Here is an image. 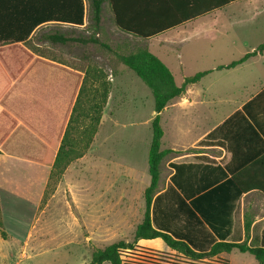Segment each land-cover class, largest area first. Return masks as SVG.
<instances>
[{"label": "crops", "instance_id": "crops-1", "mask_svg": "<svg viewBox=\"0 0 264 264\" xmlns=\"http://www.w3.org/2000/svg\"><path fill=\"white\" fill-rule=\"evenodd\" d=\"M73 2L77 3L76 0L15 1L13 6L20 9L19 21L42 22V25L27 41L0 46V175L4 168L12 173L18 164H38L46 168L40 178L43 183L41 196L45 194L52 171L45 164L49 149L54 142L60 143L65 135L87 72H90L89 82L92 83L96 81L98 70L89 61L92 56L83 54L85 44L53 42L48 38L52 34L85 37L69 34L68 30L82 32L90 20L88 15L85 24L79 25L56 18L36 20L33 9L70 6ZM85 2L88 9L90 3ZM233 5L237 6L228 17L214 15L217 10L152 37L175 33L171 37L173 40L203 41L205 55L219 52L227 57L214 68L204 70L211 72L189 84L161 113L162 117L171 111L173 137L167 142L164 128L162 149L173 152L162 161L161 179L155 194L158 199L152 215L197 246L207 247L211 242L223 241L264 247V191L251 188L242 192L234 206L231 198L225 197L224 211L215 206L223 195H237L239 188L232 182L237 174L242 173L240 178L244 184L264 183V161L252 164V169L244 172L245 167L264 156V51L235 67L218 69L264 42V0H238L223 9ZM116 28L120 30L117 25ZM69 48L75 51V56L68 53ZM178 53L182 55L180 50ZM70 58L80 64L72 63ZM83 62H87L86 66ZM216 72L220 73L222 81H228L219 90L215 83H204ZM121 77L119 72L111 73L109 80L113 85ZM186 77L189 76H185L183 83ZM155 115L154 111L152 121ZM151 143L152 139L143 149L145 174ZM126 169L132 179L140 178L141 166L137 163ZM180 195L186 199V212L181 210L185 203ZM201 198L202 204L199 203ZM194 202L218 223L217 228L210 222L200 223L202 216ZM0 205L6 230L1 196ZM6 232L7 239L0 233V259L1 246L11 239ZM137 244L175 252L162 238H143ZM222 255L232 264H260L253 254L238 249Z\"/></svg>", "mask_w": 264, "mask_h": 264}, {"label": "rangeland", "instance_id": "rangeland-1", "mask_svg": "<svg viewBox=\"0 0 264 264\" xmlns=\"http://www.w3.org/2000/svg\"><path fill=\"white\" fill-rule=\"evenodd\" d=\"M236 6L214 15L228 17ZM102 14V41L121 53L148 48L168 64L178 85L185 76L214 68L227 58L219 52L205 55L203 41L171 39L175 33L146 39L118 30L108 3L103 5ZM68 33L90 37L95 28L89 20L82 32ZM114 51L100 44L83 45V54L92 56L89 61L97 67V87L104 90L108 85L109 98L92 147L69 164L48 201L43 204L40 180L46 168L18 164L12 173L2 169L0 196L11 239L1 246V264H85L98 248L119 241L138 242L136 230L145 217L146 185L151 183L148 155L146 174L142 168L143 149L153 136L155 99L146 83L120 62ZM68 53L76 54L70 48ZM69 60L80 64L73 58ZM118 72L122 77L112 85L110 74ZM224 81L216 72L204 83H215L219 90L228 83ZM162 124L168 142L173 137L171 111L162 116ZM135 163L141 166L139 179H132L126 169Z\"/></svg>", "mask_w": 264, "mask_h": 264}, {"label": "trees", "instance_id": "trees-1", "mask_svg": "<svg viewBox=\"0 0 264 264\" xmlns=\"http://www.w3.org/2000/svg\"><path fill=\"white\" fill-rule=\"evenodd\" d=\"M15 1L19 0H0V46L27 41L32 33L42 25V22L19 21L21 18L17 14L20 9L13 6ZM76 1L77 3L73 2L70 6L51 8L45 6L33 9L34 17L36 20L56 18L84 25L85 18L88 15L95 28L94 35L70 38L63 34H52L48 35V38L53 42L78 41L85 45L100 44L104 48L114 51L110 44L105 43L98 36L105 1L109 2L115 23L120 30L136 37L149 39L188 21L223 9L238 0H88L90 3L88 9L85 0ZM263 51L264 42L254 51L228 65H220L218 69L235 67L249 58L263 53ZM114 52L120 62L133 70L146 83L155 99L156 115L152 121L153 138L149 152L151 183L145 191L146 212L143 222L137 227L136 239L139 241L143 238H162L175 252L140 246L137 242L119 241L105 248L96 249L92 254L91 261L85 264H104L106 262L110 264H232L231 260L224 257L222 253L230 252L233 249L250 252L260 264H264V247H253L246 242L223 241L211 242V245L207 247L197 246L184 235L172 232L166 224L156 221L152 215L153 205L158 199V197L155 199V194L161 179V164L163 159L173 152L171 149H162L165 131L161 113L175 97L181 96L186 91L189 84L200 81L211 71H201L193 76L186 77L184 83L179 86L169 66L148 48L142 47L129 53ZM89 78L90 72H87L62 141L60 143L54 142L47 154L45 164L50 166L52 171L44 194L43 204L48 201L69 164L83 157L91 148L101 124L103 111L109 98L110 87L105 85L104 90L97 87L99 86L97 85V81L100 80L99 75H96V81L92 83L89 82ZM258 161H264V156L250 163L245 167L244 172L250 171L253 167L252 164L255 165ZM241 175L242 173L237 174L232 179L234 185L239 188L237 195H223L221 202L215 205L216 209L219 211L226 209L224 206L225 197H230L232 206H234L242 192L251 190V188H259L264 191V183L244 184L241 181ZM180 199L185 203L181 210L186 212V199L181 195ZM203 201V198L199 199V203L202 204ZM194 206L202 216V218H199L200 223L210 222L214 228L218 227V223L206 214L204 208L198 207V202L197 204L194 202ZM0 233L4 239L8 238V233L4 228L1 206Z\"/></svg>", "mask_w": 264, "mask_h": 264}]
</instances>
